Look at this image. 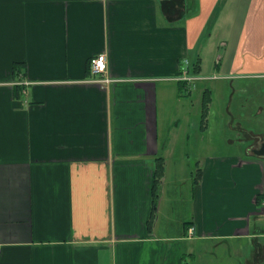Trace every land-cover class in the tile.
I'll return each instance as SVG.
<instances>
[{"label":"crops","instance_id":"1","mask_svg":"<svg viewBox=\"0 0 264 264\" xmlns=\"http://www.w3.org/2000/svg\"><path fill=\"white\" fill-rule=\"evenodd\" d=\"M249 79L264 0H0V264H264Z\"/></svg>","mask_w":264,"mask_h":264},{"label":"rangeland","instance_id":"2","mask_svg":"<svg viewBox=\"0 0 264 264\" xmlns=\"http://www.w3.org/2000/svg\"><path fill=\"white\" fill-rule=\"evenodd\" d=\"M224 82V86L228 87L230 86L229 84H227V81H222ZM238 86L242 85L245 86L248 90H251L250 92H246V93H242L240 96L237 95L236 96V101L237 100H243L245 97L253 95L252 100L256 105H261L264 108V81L259 80H255V79H249V80H239L238 81ZM223 85H221L223 88H225ZM235 88H237V83L233 86ZM238 89V88H237ZM223 96H221L222 99ZM220 110L223 112V114H219L217 111H215V118H221V119H228V117L226 116L225 110L223 109V105L222 103H220ZM217 114H219V116H217ZM259 123L262 122V126H264V113L262 115V121L259 119L258 120ZM243 245L247 244V242H242ZM223 251V250H222Z\"/></svg>","mask_w":264,"mask_h":264},{"label":"built area","instance_id":"3","mask_svg":"<svg viewBox=\"0 0 264 264\" xmlns=\"http://www.w3.org/2000/svg\"><path fill=\"white\" fill-rule=\"evenodd\" d=\"M91 71L94 75H102L103 77L98 78V82H104L109 83L112 82V80L105 76L108 73V56L106 53L99 54L98 56L92 58L91 60ZM187 76L186 73H184V79L187 80H193L196 79L195 77H185ZM264 209V207H263Z\"/></svg>","mask_w":264,"mask_h":264},{"label":"trees","instance_id":"4","mask_svg":"<svg viewBox=\"0 0 264 264\" xmlns=\"http://www.w3.org/2000/svg\"><path fill=\"white\" fill-rule=\"evenodd\" d=\"M17 71H20V69H17ZM210 103V98H206L205 100V109L207 110L208 108V104ZM163 173H164V167H163V161L162 159L158 160L157 163V169H156V173H155V191L157 190L159 184H160V180L163 177ZM262 199H264V195L262 196Z\"/></svg>","mask_w":264,"mask_h":264},{"label":"water","instance_id":"5","mask_svg":"<svg viewBox=\"0 0 264 264\" xmlns=\"http://www.w3.org/2000/svg\"><path fill=\"white\" fill-rule=\"evenodd\" d=\"M259 155H262L264 157V143L262 144V147L260 150L257 151Z\"/></svg>","mask_w":264,"mask_h":264}]
</instances>
